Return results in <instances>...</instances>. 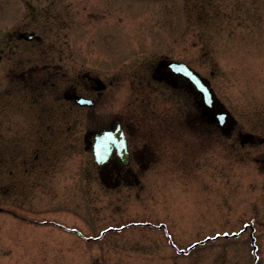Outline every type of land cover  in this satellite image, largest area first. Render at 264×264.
<instances>
[{
  "label": "rangeland",
  "instance_id": "374dc122",
  "mask_svg": "<svg viewBox=\"0 0 264 264\" xmlns=\"http://www.w3.org/2000/svg\"><path fill=\"white\" fill-rule=\"evenodd\" d=\"M7 2L0 0V40L7 34ZM134 4L123 34L138 44H127L123 60L108 64L110 72L135 68L155 54L182 59L206 78L218 107L235 120L234 132L205 127V135L191 134L188 169L171 166L167 147L160 149L139 189L98 180L82 141L88 130L78 127L73 149L41 174L40 188L20 183L9 189L15 178L2 159L3 124L0 264H264V0ZM6 68L0 63V94ZM129 88L130 80L120 79L113 93L128 99ZM172 98L168 89L149 101L164 121L172 115L183 121L187 102L191 122L193 97H177V104ZM251 136L253 142L240 144Z\"/></svg>",
  "mask_w": 264,
  "mask_h": 264
},
{
  "label": "flooded vegetation",
  "instance_id": "af4514ba",
  "mask_svg": "<svg viewBox=\"0 0 264 264\" xmlns=\"http://www.w3.org/2000/svg\"><path fill=\"white\" fill-rule=\"evenodd\" d=\"M7 1V34L0 40V63L7 65L0 127L4 124L8 134L2 159L15 178L9 189L20 183L40 188L41 174L57 167L61 155L73 149L78 127L88 130L82 141L98 180L113 188L141 187L142 175L166 147L170 165L188 169L191 134L205 135V127L219 135L234 132L235 120L229 117L222 124L217 119L222 107L216 97L210 106L203 103L180 67H190L184 60L154 53L135 68H107L123 60L127 44H138L124 41L123 34L126 11L133 15L138 0ZM120 79L130 80L128 99L113 93ZM168 89L176 104L177 97H193L197 112L191 122L186 101L180 110L183 121H174L173 115L170 121L159 117L149 98ZM100 131L117 134L118 142L114 146L111 141L107 159L97 166L93 144ZM248 140L253 142V137H243L240 144ZM166 237L171 240L168 233Z\"/></svg>",
  "mask_w": 264,
  "mask_h": 264
},
{
  "label": "water",
  "instance_id": "95a60500",
  "mask_svg": "<svg viewBox=\"0 0 264 264\" xmlns=\"http://www.w3.org/2000/svg\"><path fill=\"white\" fill-rule=\"evenodd\" d=\"M189 73H190V80L193 83H195V84L199 83V86H197V88L201 92V94L203 96L204 102L206 104L208 103V101L211 102L212 94H211V90L208 87V84L206 82H204L203 79L200 78L191 69H189ZM219 116H220L219 119L221 121H223V119H225V118L228 117V114L225 113V112H221L219 114ZM107 137H109V134L108 133H105L103 131L102 132H99L95 136V142H94V157H95V163L97 165H101L107 159V157L109 155V151L111 149V145H110L111 140L107 139ZM113 137H114V139H116V142H118L117 141V134H115Z\"/></svg>",
  "mask_w": 264,
  "mask_h": 264
},
{
  "label": "snow or ice",
  "instance_id": "6c2138e0",
  "mask_svg": "<svg viewBox=\"0 0 264 264\" xmlns=\"http://www.w3.org/2000/svg\"><path fill=\"white\" fill-rule=\"evenodd\" d=\"M107 139L111 140L114 146L116 145V139H114L111 136L107 137ZM123 144H124L123 138H119V146H123Z\"/></svg>",
  "mask_w": 264,
  "mask_h": 264
}]
</instances>
